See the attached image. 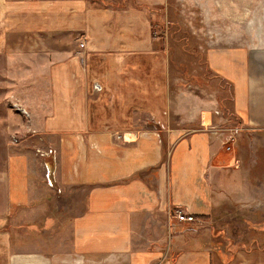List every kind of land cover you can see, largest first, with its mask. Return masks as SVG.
<instances>
[{
    "label": "crops",
    "instance_id": "obj_1",
    "mask_svg": "<svg viewBox=\"0 0 264 264\" xmlns=\"http://www.w3.org/2000/svg\"><path fill=\"white\" fill-rule=\"evenodd\" d=\"M253 1V38L207 50L238 124L222 132L191 127L174 99L156 23L168 0H0V54L44 97L32 105L46 140L8 155L0 264H264V0ZM177 210L227 213L238 239L213 244Z\"/></svg>",
    "mask_w": 264,
    "mask_h": 264
},
{
    "label": "rangeland",
    "instance_id": "obj_2",
    "mask_svg": "<svg viewBox=\"0 0 264 264\" xmlns=\"http://www.w3.org/2000/svg\"><path fill=\"white\" fill-rule=\"evenodd\" d=\"M255 4L256 1L249 0H168L165 8L158 10L157 29L167 38L172 57L174 99L190 106L194 118H197V123L191 127H203L201 112L214 108L220 110V114L214 118V124L222 132H228L238 125L230 110V86L209 66L207 50L216 40H251L259 25L260 14L247 9ZM37 46L42 47V43ZM10 64L6 55L0 54V197L5 196L3 181L8 155L26 150L36 152L46 143L33 125L35 109L32 105L45 99L26 88L21 89L20 65L14 63L11 71ZM15 83L18 85L15 86ZM184 91L187 95L183 94ZM179 95L185 97L180 98ZM25 108L29 115L24 114L22 109ZM176 111L174 107L173 112ZM181 121V114L174 113L173 126H185ZM36 171L40 176L43 175L40 174L39 165H36ZM38 180L43 181V178ZM224 208L228 209V206H221V210ZM226 216L227 213L215 221L197 219L194 224L196 228L204 230L213 244H234L238 238L230 237L228 221L224 219ZM222 230L224 233L218 235Z\"/></svg>",
    "mask_w": 264,
    "mask_h": 264
},
{
    "label": "built area",
    "instance_id": "obj_3",
    "mask_svg": "<svg viewBox=\"0 0 264 264\" xmlns=\"http://www.w3.org/2000/svg\"><path fill=\"white\" fill-rule=\"evenodd\" d=\"M80 45H81V47H84L86 45L85 41L81 42ZM94 87L96 90L102 89L101 85L98 83H96L94 85ZM22 110H23L24 114L29 115L26 108L22 109ZM218 114H220V110H218V109H213V110H209V111L208 110L202 111L201 112V125L203 126V128L211 129L212 127H214L216 129H218V127H216L214 125V121H213L215 116ZM230 129H233V128H230ZM236 129L237 128H234L233 130H236ZM46 167L48 168L49 171H51L52 167L48 163H46ZM49 174H50V176H52L51 173H49ZM175 216L180 222L195 223L197 221V217L195 215L190 214V213H186V212L181 211V210H177L175 212Z\"/></svg>",
    "mask_w": 264,
    "mask_h": 264
}]
</instances>
